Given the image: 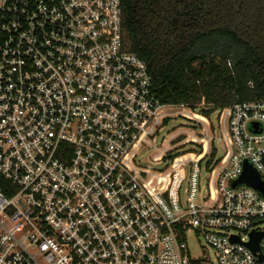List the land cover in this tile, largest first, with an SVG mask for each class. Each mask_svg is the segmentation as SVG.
<instances>
[{
    "label": "built area",
    "instance_id": "built-area-1",
    "mask_svg": "<svg viewBox=\"0 0 264 264\" xmlns=\"http://www.w3.org/2000/svg\"><path fill=\"white\" fill-rule=\"evenodd\" d=\"M180 110L131 51L122 0H0V264H211L189 233L218 264H264V237L246 245L264 197L232 187L246 161L264 182V100L220 111L205 195L203 155L156 148Z\"/></svg>",
    "mask_w": 264,
    "mask_h": 264
},
{
    "label": "trees",
    "instance_id": "trees-1",
    "mask_svg": "<svg viewBox=\"0 0 264 264\" xmlns=\"http://www.w3.org/2000/svg\"><path fill=\"white\" fill-rule=\"evenodd\" d=\"M122 8L131 51L163 104L203 98L222 111L264 100V0H122Z\"/></svg>",
    "mask_w": 264,
    "mask_h": 264
},
{
    "label": "rangeland",
    "instance_id": "rangeland-1",
    "mask_svg": "<svg viewBox=\"0 0 264 264\" xmlns=\"http://www.w3.org/2000/svg\"><path fill=\"white\" fill-rule=\"evenodd\" d=\"M196 104L193 106H185V110L180 113L187 114L192 119H185L176 115L173 119H169L165 130L157 137L156 148L165 147L161 144L163 138L172 137L175 140L170 145V150H173L174 158H183L186 153L193 154L195 160L203 155L201 170V193L205 195L208 193L207 181V161L211 160L209 168L213 167L215 163L220 160L225 154V141L223 140V129H225V122L220 123V110H216L212 105H208L203 98L194 101ZM190 113V114H189ZM204 117L196 119L194 115ZM203 120V121H202ZM204 150L206 155H204ZM150 153L149 156H143L142 160H147L153 164V158L157 155ZM189 162H185L183 170H188ZM187 182H184L181 194L188 187ZM261 229L264 230V223L261 224ZM187 244L189 248L190 257L193 259L207 258L211 264H218L215 251L208 247L200 236L195 233H189L187 237Z\"/></svg>",
    "mask_w": 264,
    "mask_h": 264
},
{
    "label": "water",
    "instance_id": "water-1",
    "mask_svg": "<svg viewBox=\"0 0 264 264\" xmlns=\"http://www.w3.org/2000/svg\"><path fill=\"white\" fill-rule=\"evenodd\" d=\"M240 185L249 186L264 197V182L261 180V177L255 168L247 161L244 163V171L241 177L232 183V187L234 188ZM263 237L264 233L253 232L251 234L250 242L246 245L253 252H256L259 249V242ZM233 240L239 242L238 238H233Z\"/></svg>",
    "mask_w": 264,
    "mask_h": 264
},
{
    "label": "bare ground",
    "instance_id": "bare-ground-1",
    "mask_svg": "<svg viewBox=\"0 0 264 264\" xmlns=\"http://www.w3.org/2000/svg\"><path fill=\"white\" fill-rule=\"evenodd\" d=\"M189 114H190V113H189ZM192 115H194V114H192ZM191 118H192V117H191ZM195 118H196V119L201 118V119L204 120V117H200V116H197V117H195ZM203 120H202V121H203ZM190 156H193V155H189V157H190Z\"/></svg>",
    "mask_w": 264,
    "mask_h": 264
}]
</instances>
